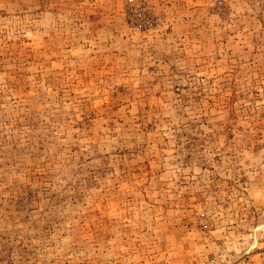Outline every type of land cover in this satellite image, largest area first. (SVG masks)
<instances>
[{"label": "rangeland", "instance_id": "rangeland-1", "mask_svg": "<svg viewBox=\"0 0 264 264\" xmlns=\"http://www.w3.org/2000/svg\"><path fill=\"white\" fill-rule=\"evenodd\" d=\"M264 264V0H0V264Z\"/></svg>", "mask_w": 264, "mask_h": 264}, {"label": "built area", "instance_id": "built-area-1", "mask_svg": "<svg viewBox=\"0 0 264 264\" xmlns=\"http://www.w3.org/2000/svg\"><path fill=\"white\" fill-rule=\"evenodd\" d=\"M206 264H222L220 261L212 259L211 261L207 262Z\"/></svg>", "mask_w": 264, "mask_h": 264}]
</instances>
